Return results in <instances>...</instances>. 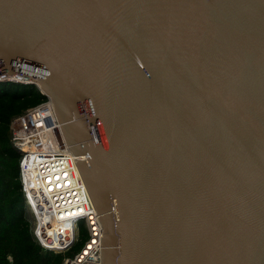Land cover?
Here are the masks:
<instances>
[{
	"label": "water",
	"instance_id": "95a60500",
	"mask_svg": "<svg viewBox=\"0 0 264 264\" xmlns=\"http://www.w3.org/2000/svg\"><path fill=\"white\" fill-rule=\"evenodd\" d=\"M13 74L52 103L98 264H264V0H0Z\"/></svg>",
	"mask_w": 264,
	"mask_h": 264
},
{
	"label": "built area",
	"instance_id": "2783aa9c",
	"mask_svg": "<svg viewBox=\"0 0 264 264\" xmlns=\"http://www.w3.org/2000/svg\"><path fill=\"white\" fill-rule=\"evenodd\" d=\"M14 77L20 78L13 74L0 81L21 82ZM10 140L21 155V189L36 243L45 251H67L84 229L81 248L62 264H98L100 228L48 98L12 119Z\"/></svg>",
	"mask_w": 264,
	"mask_h": 264
},
{
	"label": "trees",
	"instance_id": "16d2710c",
	"mask_svg": "<svg viewBox=\"0 0 264 264\" xmlns=\"http://www.w3.org/2000/svg\"><path fill=\"white\" fill-rule=\"evenodd\" d=\"M43 100L33 85L0 82V264H62L79 251L86 238L82 229L67 251L50 252L32 235L19 177L21 155L11 143L10 123Z\"/></svg>",
	"mask_w": 264,
	"mask_h": 264
},
{
	"label": "bare ground",
	"instance_id": "6f19581e",
	"mask_svg": "<svg viewBox=\"0 0 264 264\" xmlns=\"http://www.w3.org/2000/svg\"><path fill=\"white\" fill-rule=\"evenodd\" d=\"M12 77V76H11ZM15 80H18V81H29L28 79L26 78H23V77H20V78H16L14 77Z\"/></svg>",
	"mask_w": 264,
	"mask_h": 264
},
{
	"label": "rangeland",
	"instance_id": "374dc122",
	"mask_svg": "<svg viewBox=\"0 0 264 264\" xmlns=\"http://www.w3.org/2000/svg\"><path fill=\"white\" fill-rule=\"evenodd\" d=\"M27 214H28V212H27ZM28 218L31 220V222H32V219H31V216L28 214ZM83 228V227H82ZM85 236H86V234H85ZM85 240H86V238H85Z\"/></svg>",
	"mask_w": 264,
	"mask_h": 264
}]
</instances>
